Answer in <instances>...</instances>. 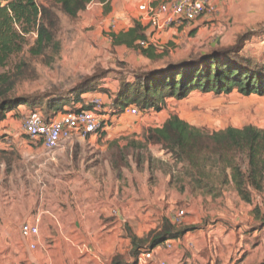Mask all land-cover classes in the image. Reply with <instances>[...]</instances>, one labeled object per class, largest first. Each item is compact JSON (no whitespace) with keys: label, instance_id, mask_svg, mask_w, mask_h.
<instances>
[{"label":"trees","instance_id":"1","mask_svg":"<svg viewBox=\"0 0 264 264\" xmlns=\"http://www.w3.org/2000/svg\"><path fill=\"white\" fill-rule=\"evenodd\" d=\"M96 0H0V123L7 115L27 106L32 113L44 112L46 120H52L70 111L93 110V100L87 94L102 91L94 82L105 78L107 71H99L92 77H84L65 97L45 94H18V87L25 76L35 74L26 62L18 64L13 72L5 71L14 56L20 55L28 43V37L36 35L34 46L29 50L31 57L45 59L49 64L61 53L58 41L61 29V15L71 22L77 21L88 6ZM111 0H99L109 8ZM251 34L239 38L231 48L214 49L201 53L198 59L189 60L162 70L134 72L120 79L118 91L109 93L110 119L102 124L106 129L115 116L125 114L136 107L139 112H161L168 99L185 100L194 92L205 95H229L238 92L244 97H264V62H255L242 55ZM114 47H126L157 64L166 55L159 54L157 46L143 47L147 40L146 28L141 22H134L128 32L110 35ZM165 50V49H164ZM167 52V50H165ZM33 72V73H32ZM109 73V72H108ZM98 74V75H97ZM101 130L99 131V133ZM145 142L129 141L121 149L120 168L126 165L127 155L138 154L140 164L142 153L149 146H158L174 162L182 165L177 182H184L193 194H200L218 200L231 185L240 200L253 205L256 196H264V130L253 125L242 129L228 127L218 132L198 128L172 115L162 127L149 128L144 134ZM139 152V153H138ZM126 162V163H125ZM117 164V163H115ZM123 167V166H122ZM120 177V174H117ZM259 222L264 224L259 209L255 210ZM194 229L174 225L164 218L159 229L151 231L144 238L135 235L127 227L131 242L129 252L132 263L138 264L141 254L153 252L169 241L182 240ZM111 264H126L123 256L114 257Z\"/></svg>","mask_w":264,"mask_h":264},{"label":"crops","instance_id":"2","mask_svg":"<svg viewBox=\"0 0 264 264\" xmlns=\"http://www.w3.org/2000/svg\"><path fill=\"white\" fill-rule=\"evenodd\" d=\"M168 1L156 0L155 4L161 5ZM144 2L146 0H111V9L106 12L105 4L96 0L83 13L82 27H107L114 23L112 29L115 34L128 32L134 22H140L142 14L138 7ZM213 3L217 12L199 19L190 29H173L168 33L154 34L153 38L160 40L159 47L171 51V54L173 49L179 53H188L192 46H202L205 43L211 48L199 50L204 53L234 46L233 42L239 36L251 34L242 55L255 62H264V33L257 36L252 28L259 21V11L264 12L258 6L264 4V0H214ZM214 42L217 43L216 46L213 45ZM194 51H198V47ZM79 54V49L74 48L73 59L77 60ZM101 83L102 91L85 97L89 100L100 98L107 111L111 103L109 93L115 94L118 91L120 80L103 79ZM196 93L199 92L191 95ZM250 98L258 102L264 100V97L254 95ZM172 100L175 99H168L166 103ZM261 112L264 116V107ZM31 113L27 106H21L0 123V128H8L0 129V161H3L0 162V264H111L115 256L121 255L125 242L130 246V240H125L124 237L125 223L136 227V234L140 238L158 228L159 225L152 222L151 217L153 214L163 213L166 205L171 208L169 201H165L166 194H171L166 193L164 186L163 189L158 185H147L143 186V193L138 194L135 189L132 195L124 197L123 178L113 172L111 160L107 163L109 167L106 179L103 177L100 182L91 173L51 176L41 173L42 157L51 155L53 159L58 151L49 153L41 144L25 137L22 123ZM129 117L131 116L128 114L114 116L111 122H115V128L103 129L98 134L89 135L86 140L75 139L67 144L73 146L76 141L80 144L87 142L91 148L102 147L101 150H107L111 145L126 147L130 140L145 142L143 134L148 129L126 126L125 119ZM253 126L264 130V123ZM17 158L21 163L19 166L14 165V159ZM29 163H32L31 167H28ZM133 170L139 174L136 168ZM155 174L158 176V173ZM159 177L163 178L164 174L160 172ZM64 178L69 183L83 178V198L73 197V203L76 204H70L69 197L58 199L44 196V191L49 192L54 187L46 186L43 182H63ZM146 180H149V175ZM56 188L62 189L59 185ZM74 188L75 186L71 188L73 193ZM133 188L132 186L131 189ZM24 225L37 227L38 235L24 237ZM186 235L182 240L171 241L172 249L160 247L153 251L151 260L138 264H217L214 258L196 255L184 260V247L190 232Z\"/></svg>","mask_w":264,"mask_h":264},{"label":"rangeland","instance_id":"3","mask_svg":"<svg viewBox=\"0 0 264 264\" xmlns=\"http://www.w3.org/2000/svg\"><path fill=\"white\" fill-rule=\"evenodd\" d=\"M258 6L260 10H264V4ZM110 9L109 6L105 11L108 12ZM259 13V21L252 27L257 32L255 33L257 36L264 33V12L259 11ZM60 17L62 22L58 41L61 43L62 50L58 57H54L55 60L52 64H49L47 58L51 54L45 59L31 57L29 50L34 46L37 38L35 34H32L28 37V43L24 51L20 55L14 56L10 66L5 70L13 72L18 64L26 61L31 66L29 69L35 71V74L25 76L23 84L17 89L18 94L31 95L39 93L42 95L51 93L52 95L65 97L84 77H92L99 71H107L105 73L109 75L96 80L94 85H97V87L104 84L101 83L103 79L111 81L120 80L123 77L132 79L131 75L134 72L158 71L179 63L198 59L202 56L200 55L202 51L199 50L211 48L204 43L202 46H192L191 51L188 53H179L175 51L176 49H173L172 54L171 51L165 49L166 52L162 49L159 54L166 55V57L157 64H153L151 60L141 56L134 50L126 47H114L110 35L115 32L111 25L83 28V13L77 21L72 22L63 15ZM239 37L236 41L232 40L235 45L239 43ZM221 38L222 36L219 40ZM216 44L214 42L213 45L216 46ZM197 47L198 51H194V48ZM231 47L233 45L229 46V48ZM74 48L79 49L80 54L77 60L73 59L72 51ZM178 50H181V48L178 47ZM101 103L105 106L104 102L101 101ZM262 107H264V100L258 102L250 97H244L238 92L221 96L196 93L182 101L176 99L169 101L166 103L164 110L159 113L141 112L138 116L126 118L125 125H133L137 129L157 128L162 127L172 115H177L185 122L198 128L207 129L210 132L222 131L228 127L242 129L248 125H255L256 123L262 125L264 123V116L261 112ZM69 109L71 108L66 110ZM42 114L44 115V112ZM101 115L105 116L107 120L110 118V114H106L104 111H101ZM12 118L17 119V117ZM18 122L21 126V122ZM115 127V122H112L111 124L108 123L106 129ZM0 129L8 128L5 126V128L1 127ZM85 144H80L78 141L73 146L65 144L56 150L58 152L53 159H51L53 157L51 155H44L42 157L43 164H40L41 173L50 176L91 173L95 176V180L100 182L103 177L106 179L109 167L107 163H109L108 160H111L113 162L111 166L113 172L119 173L123 178L124 197L132 195L135 189L138 194L143 193V186L147 185H158L163 189L166 187V193L171 195L166 194L165 201H169L171 208L169 209L166 205L163 213L152 215L151 221L157 226L159 225L157 228L159 229L164 218L171 220L177 213L184 212L182 223L178 226L194 229L190 231L184 247V260L196 255L201 258H214L217 264H264V224L259 222L255 212L258 208L260 217H264V196L255 195L254 204L249 205L240 200L232 185L226 189L224 196L218 200L200 194H193L186 182L183 184L185 189L182 191V185L177 182L182 165L175 166L169 154L161 148L149 146L147 150L140 152L142 153L140 164L136 162L138 154L133 156L129 153L126 156V165L122 164L123 167L118 168V163L122 157L120 154L121 149L124 150L125 145H111L107 150H101L102 147L96 149L87 145V142ZM17 160L19 159H14V165L19 166L21 163ZM0 162L3 163L2 160ZM130 162H132V165ZM31 165L32 163H29L28 167H31ZM135 168L139 174L134 172L133 169ZM160 172L164 174L163 178L159 177ZM155 173H158V176ZM147 174L149 175L148 181L146 180ZM54 180L57 179L54 178ZM65 180L67 179H62L63 182L51 180L43 182L42 184L46 186L51 185L54 187L49 192L44 191V196L49 195L58 199L69 197L70 204L73 203V197L79 196V199L80 197L82 199L83 178L72 183ZM58 185L62 189L58 190L56 188ZM73 186H75L74 193L71 190ZM132 186L133 189H131ZM64 188L65 190H63ZM80 188L82 189L81 192ZM97 193L100 194L98 191ZM127 227H130L133 233L137 235L136 227L125 223V240L129 239L126 231ZM126 243L123 246L121 256H123L125 263L129 264L132 263L129 255L131 243L130 246Z\"/></svg>","mask_w":264,"mask_h":264},{"label":"built area","instance_id":"4","mask_svg":"<svg viewBox=\"0 0 264 264\" xmlns=\"http://www.w3.org/2000/svg\"><path fill=\"white\" fill-rule=\"evenodd\" d=\"M214 0H169L161 5H156V0H146L139 5L138 10L142 14L140 22L146 28L147 40L142 42L143 47L149 45L157 46L161 49L160 40L154 39L156 33L164 34L173 29H190L193 24L205 16L215 14L216 8ZM112 27L115 26L113 23ZM104 83V82H103ZM95 108L82 112L66 110L52 120H46L41 112H36L24 118L22 129L25 137L35 143H39L47 152H54L63 145L75 140H86L89 135L98 134L102 124L106 121L101 111L106 107L99 98L93 100ZM104 110H103V109ZM131 117L140 114L136 107L127 109L126 113ZM110 117V116H109ZM184 212L177 213L170 221L174 225L182 223ZM39 229L24 225L22 235L24 237L37 236ZM167 249H172L171 241L164 245ZM153 258V252L140 255L138 262L145 263Z\"/></svg>","mask_w":264,"mask_h":264}]
</instances>
